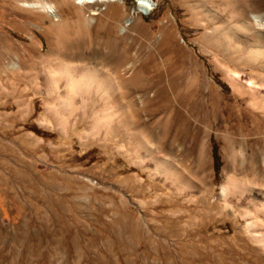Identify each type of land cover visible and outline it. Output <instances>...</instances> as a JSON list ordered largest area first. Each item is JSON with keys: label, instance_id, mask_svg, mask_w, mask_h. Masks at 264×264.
Masks as SVG:
<instances>
[{"label": "rangeland", "instance_id": "374dc122", "mask_svg": "<svg viewBox=\"0 0 264 264\" xmlns=\"http://www.w3.org/2000/svg\"><path fill=\"white\" fill-rule=\"evenodd\" d=\"M262 23L264 0H0V52L16 61L17 43L26 64L0 73V264H264V176L222 193L251 157L264 168ZM58 58L150 95L142 141L164 142L195 187L94 124L95 98L61 126L45 84Z\"/></svg>", "mask_w": 264, "mask_h": 264}, {"label": "bare ground", "instance_id": "6f19581e", "mask_svg": "<svg viewBox=\"0 0 264 264\" xmlns=\"http://www.w3.org/2000/svg\"><path fill=\"white\" fill-rule=\"evenodd\" d=\"M84 1L91 3V2H99V1L111 2L115 0H84ZM257 21H260V19H258ZM260 24L261 23H259V25ZM262 25L264 26V23H262ZM8 45H10L11 51L16 55V61L13 60L12 62H6L5 53L0 52V73H4L6 76H13L17 72H21L24 68V65L26 64H25V58L23 56L24 54L18 53L20 46L17 45V43L15 44L9 43ZM44 45L43 43H40V45H38L39 54H41ZM5 52H7V50ZM35 53H37V50ZM31 57H33L32 54ZM30 62L32 63V61ZM73 63L58 58V61L55 64L52 63V65L48 67L45 78L46 81L45 84H46L48 96H52L54 94L56 95V97L61 99L60 102L58 103L60 104L59 108L55 109L54 111V114L56 115L59 124L64 128L66 127L67 116H65V113H67V111L71 112V109H69V107L72 108L70 105L74 103L81 104L79 107H77V110L83 111L82 119L85 120L86 118H88L89 115L86 111V108L88 104L89 105L94 104L93 99L95 98L96 100H99L103 103V107L92 112L93 114L92 119L94 124L98 123V121L102 122V125L105 126L107 133L110 130L111 131L118 130V132L120 131L122 134L124 133L129 138V143L133 148V152L137 155H139V153H143L146 159L150 160L151 162H154L156 169L161 170V172L163 173L162 180L164 183L171 185L174 183H181L184 189L194 188L195 185L189 179H187L186 176H184L185 170L182 166L183 161L180 163L179 162L175 163L167 155H157L160 151H163L165 149L166 144L164 142H159V145H157V147L154 148L153 146H150L153 145V143L148 141L145 144L144 141H142V138H144L146 135L149 134L148 130L142 127L143 126L142 125L143 122L141 121L142 112L144 110H149L151 114H156L160 112V106L157 104H153V99L151 98V96L148 95L147 93H144L143 95L140 96L141 101L139 102L132 95V91H134L135 89L137 90L135 86L129 84L126 85L125 83H123V81L121 82L117 79L118 76L114 77L112 74H110V72L103 73L104 72L103 70H102L103 72H101L94 68L86 67L83 64H73ZM132 65H133L132 63L129 64L125 69L127 70L131 68ZM117 72L115 73V75L118 74ZM61 88L63 89V94L61 93L60 90ZM77 97L80 98V101L74 102V100L76 101ZM125 99H127V102H125ZM77 110H75V112ZM168 120L169 121L171 120L170 117L168 118ZM79 122H82L81 119ZM85 133H87V131L83 132L82 137ZM107 133L106 135H108ZM120 136L121 134L117 135L118 139ZM260 138H256L257 139L256 141H259ZM118 139L115 138L114 141H118ZM262 143L264 144V140L262 141ZM147 145H149L150 147L147 148ZM180 145H181V149L183 150L184 149L183 140H181ZM122 147L123 145H121L120 147L118 146V148L120 149ZM235 148H236L235 145L229 147L231 151L237 153L235 152ZM256 159L257 157L256 158L251 157V161L248 163L249 165L246 169H241L240 173L236 171L227 176V181L222 186L223 195L230 192V190L232 189L234 190V188H232L234 184L238 185L240 183L243 184L244 190L250 193L255 192L254 184L256 183L259 176H264V168H260V166H258L257 163L258 161H256ZM145 161H146L145 159H142L138 161L137 164L141 166L145 163ZM86 180L91 184H95V181L91 179H86ZM256 195L259 194L257 193ZM260 196L262 199H264V194ZM260 202H258V204L261 206V210H263L264 213V204ZM243 212L245 216L248 218L249 227H254L256 223L261 221V218L259 219V217H256L254 215L250 216L248 209Z\"/></svg>", "mask_w": 264, "mask_h": 264}, {"label": "trees", "instance_id": "16d2710c", "mask_svg": "<svg viewBox=\"0 0 264 264\" xmlns=\"http://www.w3.org/2000/svg\"><path fill=\"white\" fill-rule=\"evenodd\" d=\"M217 160H218V157H217Z\"/></svg>", "mask_w": 264, "mask_h": 264}]
</instances>
